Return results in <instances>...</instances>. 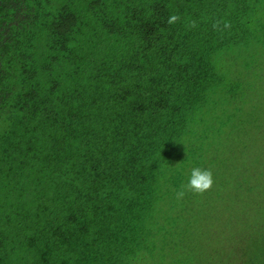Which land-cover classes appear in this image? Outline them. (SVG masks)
I'll return each mask as SVG.
<instances>
[{
  "label": "trees",
  "instance_id": "16d2710c",
  "mask_svg": "<svg viewBox=\"0 0 264 264\" xmlns=\"http://www.w3.org/2000/svg\"><path fill=\"white\" fill-rule=\"evenodd\" d=\"M250 127L264 0H0V264H264Z\"/></svg>",
  "mask_w": 264,
  "mask_h": 264
},
{
  "label": "rangeland",
  "instance_id": "374dc122",
  "mask_svg": "<svg viewBox=\"0 0 264 264\" xmlns=\"http://www.w3.org/2000/svg\"><path fill=\"white\" fill-rule=\"evenodd\" d=\"M223 155L225 158L228 157L229 160L231 158L234 159L235 156H237V158L241 156V158H239V163L231 167L229 171L227 170L226 173H232L237 168H239V171L242 170V172L245 173V176L249 179L247 188H249L248 201L250 206L247 209H244V212L240 211L242 202L236 201V209L232 211L229 210L232 212V217L230 220L227 219V225L234 224V229H241L244 227V220H248L250 218L253 219L254 214L258 210L249 209L250 207L254 206V201L260 207L264 206V182L257 179L258 176H261L264 173V128L261 129V131H258L253 129V127H250L240 137L237 138L236 144L231 146L230 150L225 151ZM256 161H259L258 165L254 163ZM240 174L242 177V173ZM250 191H253L254 193L250 194ZM210 199H212V197H210L208 200ZM223 231L224 230L218 232L216 231V236L218 238L220 237L221 239L222 236L220 234ZM237 231L240 230H227L225 232V236L228 239V245L231 243V239L233 238L232 235L238 234Z\"/></svg>",
  "mask_w": 264,
  "mask_h": 264
},
{
  "label": "clouds",
  "instance_id": "9594fccd",
  "mask_svg": "<svg viewBox=\"0 0 264 264\" xmlns=\"http://www.w3.org/2000/svg\"><path fill=\"white\" fill-rule=\"evenodd\" d=\"M212 175L208 170L194 167L191 169L190 175L187 178L186 187L194 192H203L212 184ZM184 195L183 191L178 193V198Z\"/></svg>",
  "mask_w": 264,
  "mask_h": 264
}]
</instances>
